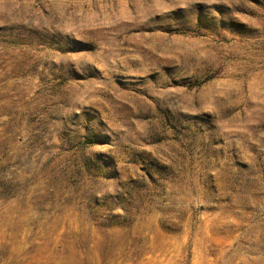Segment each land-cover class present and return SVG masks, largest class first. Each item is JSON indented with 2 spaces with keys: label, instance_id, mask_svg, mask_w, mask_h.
Here are the masks:
<instances>
[{
  "label": "rangeland",
  "instance_id": "1",
  "mask_svg": "<svg viewBox=\"0 0 264 264\" xmlns=\"http://www.w3.org/2000/svg\"><path fill=\"white\" fill-rule=\"evenodd\" d=\"M0 264H264V0H0Z\"/></svg>",
  "mask_w": 264,
  "mask_h": 264
}]
</instances>
